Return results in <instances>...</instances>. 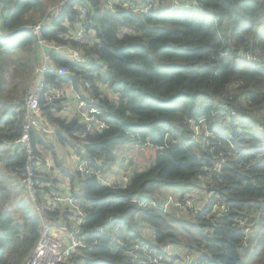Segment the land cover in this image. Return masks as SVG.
Wrapping results in <instances>:
<instances>
[{"label": "trees", "instance_id": "trees-1", "mask_svg": "<svg viewBox=\"0 0 264 264\" xmlns=\"http://www.w3.org/2000/svg\"><path fill=\"white\" fill-rule=\"evenodd\" d=\"M154 1L161 9L134 14L120 6L107 9L101 0H69L59 21L42 27L48 41L77 47L88 57L79 64L51 55L71 75L47 73L46 88H62L81 74L92 84L90 104L104 122L83 143L76 136L85 129L80 118L60 115L68 94L40 98L41 114L62 132L56 133L58 143L67 142L62 134L68 136L77 161L85 160L90 170L88 175L65 171L68 190L40 171L39 147H51L42 136L29 131L31 162L22 145L12 143L21 135L17 107L23 101L3 100L7 86L0 63V145L7 147L0 150V264L24 263L42 225L35 205L53 190L77 198L85 214L82 229L90 250L77 253L74 264H152L142 246L167 263L164 248L179 246L178 229L192 232L203 248L194 258L198 264H264V0H176L180 7L173 10L166 8L173 0ZM1 5L0 57L24 49L31 56L35 35L28 25L47 7L42 0H2ZM77 5L88 9L90 47L71 35ZM195 126L203 128L198 136ZM128 143L156 148L154 158L143 170L111 182L105 169L115 170V150ZM30 164L36 202L27 192L13 199V185L27 189L21 179ZM195 182H202V211H169L175 200L198 188ZM163 190L173 193L167 204L158 196ZM66 205L45 209L44 222L69 226L71 212L61 208ZM165 206L168 211L162 212ZM253 212L257 217L250 221ZM141 222L154 231L152 240L141 235ZM131 241L138 242L134 250L142 256L126 253ZM174 256L171 264H187L180 253Z\"/></svg>", "mask_w": 264, "mask_h": 264}, {"label": "built area", "instance_id": "built-area-1", "mask_svg": "<svg viewBox=\"0 0 264 264\" xmlns=\"http://www.w3.org/2000/svg\"><path fill=\"white\" fill-rule=\"evenodd\" d=\"M69 0H56L51 3L43 16L36 22L29 24L35 35L37 59L39 65L36 68V75L31 87L23 96V107L21 109V135L12 140L13 144H20L28 155V161H32V149L30 145L29 131L34 130L42 137H54L56 130L44 118L40 111V98L46 100L50 97H62L65 93L69 99L75 103L76 114L84 124L85 129L76 134L83 143L86 141L87 133L93 129H102L104 122L98 117L99 111L95 106L91 105V96L93 93L92 84L85 80L80 74L76 79H68L62 88H46V74L54 73L56 75H68L70 72L61 65L52 62L51 55H61L65 58L72 59L79 64L87 63L88 57L77 47L67 44H56L50 42L41 35L44 25L54 24L59 21L63 4ZM84 1V0H83ZM107 9L122 7L134 14L144 13L148 11H156L157 2L154 0H101ZM2 0H0V8ZM166 8L173 10L180 7V2L173 0L169 2ZM79 19L72 32V38L80 46L90 47L94 42V33L88 30L87 17L88 9L84 5L75 6ZM198 127V126H197ZM82 152V151H81ZM37 165H40L37 162ZM74 170L79 171L81 175H88L90 170L85 160H78L74 163ZM26 175L21 182L29 191L33 202L35 195V168L30 164L25 167ZM124 181H128L125 177ZM44 203L35 205L36 211L39 213L42 225L39 235L23 264H74V256L77 253L87 252L90 250L87 242V234L82 229L84 222V213L81 208V201L71 195H63L53 190L50 194L43 195ZM55 203H66L71 212V224L55 225L52 222H44V211ZM147 250V249H146ZM142 252H145L142 250ZM144 254V253H143ZM145 255V254H144ZM174 264H179L178 262ZM188 264V263H187Z\"/></svg>", "mask_w": 264, "mask_h": 264}, {"label": "rangeland", "instance_id": "rangeland-1", "mask_svg": "<svg viewBox=\"0 0 264 264\" xmlns=\"http://www.w3.org/2000/svg\"><path fill=\"white\" fill-rule=\"evenodd\" d=\"M53 1L54 0H42L43 5H45L44 8L48 7V5L53 3ZM38 16H39V13H36L33 15V20H35V22L39 20L37 19ZM30 50L34 53V54H31V56H30V53H28V50L24 49V50L14 51V52H5L2 55V58L0 57V63L4 69V75H5L4 79H5V83L7 86L5 89L3 100L9 99L11 96H13L14 98L17 99V101H23L24 93L31 87L33 80L35 78V75H36V68L39 65V60L37 59V62L35 60V57H36L35 52L37 50L36 41L31 46ZM106 92L108 93V90H106ZM22 105L23 104L20 103V105L17 107V110L21 111ZM194 129H195L196 136L200 135L201 130H203V128L201 129V127H196V126L194 127ZM45 139L48 140L47 138ZM66 145H68V143H66ZM61 146H64V145H61ZM3 147L6 148V145L2 144L0 150H2ZM44 149H48L47 154H49L50 152H51V155L53 154L51 151L52 150L51 147L50 148L44 147ZM9 150L10 149L8 148V151ZM40 152L42 154L41 150ZM155 153H156V148L150 145L139 146V145L128 143L121 148L119 147L116 148L115 156H117V162H116L117 166H116V163L114 162L112 164L115 165L113 167L115 169L117 168V171L119 174H121V176L122 175L130 176L132 172L136 170H143L145 167H147L151 163L152 159L154 158ZM105 170L107 173L111 172L110 168H106ZM194 185H198V188L190 189L191 188L190 186L187 187L190 189V190L188 189L189 191L187 190L190 193V196L184 197V200L186 199L188 200L186 202L183 199L175 200L172 203L174 209L170 207L169 211L174 210L176 213L178 212H182L185 214L191 213L193 215H195L197 212L202 211L201 207L206 205L205 199L203 197L202 182L201 183L195 182ZM13 187H14V191L11 196L13 197L15 192H17L16 196L13 199L18 198V197H24V196L27 197L26 192L28 193V195H30L29 191L27 189L25 190V188L20 185L18 186L13 185ZM178 187L182 188L183 185H179ZM169 194H173L172 191H168L165 194L163 190V192H160L158 196L161 199H163L164 204H167L168 200L166 199L169 196H171ZM175 194H181V190L176 189ZM13 199H10V200L12 201ZM214 209L219 210L220 207L215 206ZM161 211L167 212L168 208L165 206L162 208ZM252 214L253 215H251V218H249L250 221L254 219L253 218L254 215L255 217H257L256 213L253 212ZM207 219H209V214L207 215ZM239 223L243 228L247 226L244 220L239 221ZM62 224H65V222L59 223V225H62ZM56 225L59 226L58 224ZM250 225H253V223H250ZM205 227H206L205 231L208 232L209 228L207 226ZM138 229H140L141 235H144L147 239L152 240V233L154 231L148 225L147 222H141L140 225L138 226ZM177 231L178 233L176 237L178 240L176 244H178L179 246L175 247L174 245H172L174 243H172L171 248L169 247L164 248L167 251L166 252L167 256L165 258V260H167V263H164L162 261L163 258L160 254H157V252H154V251L150 252L146 250L147 249L146 246H142L143 251H145L142 253H144L145 256L148 257V261H151L152 264H171L172 261L174 260L173 258H175V256L172 258L171 256L176 255L177 253H180L179 259H181L182 262L188 263V264H198L197 263L198 258H200L201 254L202 255L204 254L203 248L196 244L195 240L191 236L192 232H189L187 230H182V229H178ZM246 238H248L247 235H246ZM120 242L122 241L120 240ZM135 243H138V242L131 241L129 249L126 251V253H128L129 255H133V256H142L140 253L134 250V247L136 245ZM195 257L197 258V260L194 259ZM24 261L25 259L23 260V262Z\"/></svg>", "mask_w": 264, "mask_h": 264}, {"label": "crops", "instance_id": "crops-1", "mask_svg": "<svg viewBox=\"0 0 264 264\" xmlns=\"http://www.w3.org/2000/svg\"><path fill=\"white\" fill-rule=\"evenodd\" d=\"M136 1H144V0H136ZM62 105L63 106H62V110H61L60 115L65 116V117L78 116L76 114V110H75L76 109L75 103L73 101H71L68 97H66L62 101ZM51 126L53 128H55L56 133L57 132L62 133L52 124H51ZM56 133H55V136L52 138L51 137H49V138L45 137L48 140L43 138V141H45L46 144L51 146V148H52L51 151L53 153L52 154L53 156L51 155V152L49 154H47L48 149H44V147H39V152L41 150L42 154H43L42 155L40 152L41 159L43 160L42 161L43 165H40V171L43 175L48 176L50 179H54L57 182V186H59L60 188H65L66 190H68L69 189V186H68L69 183H67L68 180L65 179L66 177H64L63 174L65 171H67V172L74 171V169H75L74 163L77 161L78 154H77V151H75V148H73L72 143L69 140L68 136H66L65 134H62V136L64 138H66L67 142H65L64 144H60L57 141ZM66 143H68V145H66ZM61 145H64V146H61ZM0 149H1V145H0ZM6 149H7V147H6ZM111 168H110V170H111ZM114 171H116V172H114ZM114 171L111 170V172H109L110 181L111 182H118V181H120L121 174L118 173L117 168ZM116 180H118V181H116ZM61 208H62L63 213H65L66 209H68V212H70L68 205L61 206ZM64 208H66V209H64ZM70 221H71V219L69 218V222ZM66 223H68V222H65V224Z\"/></svg>", "mask_w": 264, "mask_h": 264}]
</instances>
